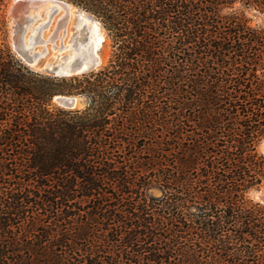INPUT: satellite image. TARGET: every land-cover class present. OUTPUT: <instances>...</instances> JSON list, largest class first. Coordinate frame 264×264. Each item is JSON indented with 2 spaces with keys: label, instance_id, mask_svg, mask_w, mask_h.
<instances>
[{
  "label": "trees",
  "instance_id": "1",
  "mask_svg": "<svg viewBox=\"0 0 264 264\" xmlns=\"http://www.w3.org/2000/svg\"><path fill=\"white\" fill-rule=\"evenodd\" d=\"M6 1L0 264H264V28L221 12L264 0H68L113 51L60 79L6 42Z\"/></svg>",
  "mask_w": 264,
  "mask_h": 264
},
{
  "label": "rangeland",
  "instance_id": "2",
  "mask_svg": "<svg viewBox=\"0 0 264 264\" xmlns=\"http://www.w3.org/2000/svg\"><path fill=\"white\" fill-rule=\"evenodd\" d=\"M9 2H10V0H7L5 2L3 9H2V14H3L4 22H5L4 37L6 39V42L9 44V46L13 50L12 43H11L12 19L8 13ZM231 10L242 11L244 13V15L248 18L250 25L255 26V27H259V28H264V11H260L254 7H247V6H244L243 4H241L240 2H236L232 5V7H224L221 12L227 13ZM61 13H62L61 10L56 12V13H54V11H52V14L50 17L51 19H49V16L37 17L34 20L32 18L28 24V26H30V27H29V29H26V33H25V35H26L25 37L27 38V36L30 33V28L32 26L31 22H34L38 25L39 24L41 25L39 27L38 34L36 35V37L34 39L31 40L32 42H34V44H33L34 49L41 53L39 56V60H38L39 65L37 66V68L36 67L31 68L29 66L28 67L30 69L36 71V72H39V73L46 75V76H49V77H54L56 79L57 78L60 79L61 77H55V76H53V74L48 73L45 70L39 69V68H40V65L45 64L46 62H51L54 59H55V61H58L59 55L61 52H65V54L67 53L68 55H70L71 48L65 47V44L67 43V40H68V34L63 35L61 33V31H63L64 29L67 30L70 27V22H71L70 21V15H69V20H68V23L66 26V24L65 25L60 24L59 21H61L62 19H65L67 14L65 13V10H64L63 14H61ZM95 18L98 19L96 16H95ZM30 23H31V25H30ZM100 24H101V27L104 29L105 40L103 42V45L97 50V53L100 54L101 59H102L99 68H101L105 64H107V62H108V60L112 54V51H113L111 39L108 37L107 32H106L105 28L103 27L102 23H100ZM35 33H36V29H35ZM77 36L78 37L81 36L82 38H84L82 40V42L83 43L85 42L86 34L83 35L82 32L74 33V37L72 38V41L75 40V37H77ZM38 37H41V40H38ZM59 48L61 50L60 52L58 51ZM78 75H81V74H78ZM64 78H68V76H65ZM73 94L76 95L75 93H73ZM82 97L84 98V96H82ZM51 104L57 106L53 100H51ZM256 150L258 153L264 154V137L259 139V141L257 142ZM260 190H264V180H262V182L258 186L250 187L245 192V198L248 200H252L253 202H259L255 198L254 194ZM147 193L150 195L159 196V195H161V190L159 189V187L157 185L153 184L151 187H149V189L147 190Z\"/></svg>",
  "mask_w": 264,
  "mask_h": 264
},
{
  "label": "bare ground",
  "instance_id": "3",
  "mask_svg": "<svg viewBox=\"0 0 264 264\" xmlns=\"http://www.w3.org/2000/svg\"><path fill=\"white\" fill-rule=\"evenodd\" d=\"M9 2V5L10 6ZM62 11L61 14H63L64 10L65 13L67 14L65 19H62L60 24L67 26L68 20H69V15H70V27L66 30L64 29L61 31V33L64 35L68 34V40L67 43L65 44L66 48H71L70 55L65 52H61L59 55L58 61L52 60L51 62H46L45 64L40 65L39 69H56V72L58 73H67L69 70V63L70 61L76 57L80 56L82 59L81 63V68L86 67L87 65L91 64L93 60H96L97 63H101L102 59L99 53H97V50L103 45V42L105 40V34H104V29L101 27V22H99L98 19H96L93 16L88 15L85 13V11L78 9L75 5L68 4L66 7L59 5V4H51L49 1H45L44 3L37 5L36 8L33 11L29 12V16L31 17L28 21V24L30 20L33 18L36 19L37 17H44V16H49V19H51V14L52 11L54 13L58 11ZM32 20V21H33ZM57 20V19H56ZM32 26L30 28V33L25 37L26 29H29L30 26L28 24L26 25V29L24 31V41L26 47H29L33 50V44L31 40L36 37V35L39 32V27L41 26L40 24H36L34 22H31ZM30 23V25H31ZM12 32L11 35H13V20H12ZM28 27V28H27ZM36 29V33H35ZM76 32H82L83 35L86 34V40L83 43L81 36L75 37V40L72 41V38L74 37V33ZM34 33V34H33ZM38 40H41V37H38ZM36 51V50H35ZM59 52L61 51L60 48L58 50ZM36 58L34 62L31 64L33 68H37L40 52L36 51ZM95 56V59H94ZM256 194V193H255ZM254 194L255 198L256 195Z\"/></svg>",
  "mask_w": 264,
  "mask_h": 264
},
{
  "label": "water",
  "instance_id": "4",
  "mask_svg": "<svg viewBox=\"0 0 264 264\" xmlns=\"http://www.w3.org/2000/svg\"><path fill=\"white\" fill-rule=\"evenodd\" d=\"M49 1L51 4H59L66 7L68 4H73L68 0H10V6H8V13L13 20V35L11 36L12 48L15 54L29 67L33 68L31 64L36 58V51L29 47H26L24 41V31L26 25L28 24L29 12L33 11L37 5ZM76 6V5H75ZM78 9L85 11L90 16L95 17L92 13L86 9L76 6ZM100 22V21H99ZM95 59V56H94ZM82 59L80 56L74 57L69 63V70L67 73H58L56 69H43L48 73L53 74L55 77H65V76H75L78 74L86 73L92 70H96L100 67V64L93 60L91 64L86 67L81 68ZM54 103L64 109H76L81 108L86 104V100L80 95L74 94H55L52 97ZM256 199L264 204V190L258 191L256 194Z\"/></svg>",
  "mask_w": 264,
  "mask_h": 264
}]
</instances>
